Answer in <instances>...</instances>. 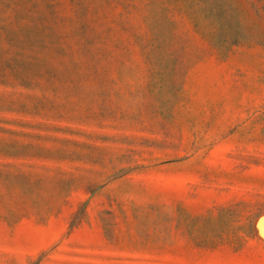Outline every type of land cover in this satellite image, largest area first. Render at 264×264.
Segmentation results:
<instances>
[{
	"label": "rangeland",
	"instance_id": "1",
	"mask_svg": "<svg viewBox=\"0 0 264 264\" xmlns=\"http://www.w3.org/2000/svg\"><path fill=\"white\" fill-rule=\"evenodd\" d=\"M264 0H0V264H264Z\"/></svg>",
	"mask_w": 264,
	"mask_h": 264
},
{
	"label": "water",
	"instance_id": "2",
	"mask_svg": "<svg viewBox=\"0 0 264 264\" xmlns=\"http://www.w3.org/2000/svg\"><path fill=\"white\" fill-rule=\"evenodd\" d=\"M259 226L262 231V234L264 235V216L259 219Z\"/></svg>",
	"mask_w": 264,
	"mask_h": 264
}]
</instances>
